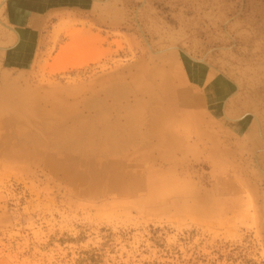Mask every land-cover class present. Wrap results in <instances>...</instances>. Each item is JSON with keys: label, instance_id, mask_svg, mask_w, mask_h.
Returning <instances> with one entry per match:
<instances>
[{"label": "rangeland", "instance_id": "rangeland-1", "mask_svg": "<svg viewBox=\"0 0 264 264\" xmlns=\"http://www.w3.org/2000/svg\"><path fill=\"white\" fill-rule=\"evenodd\" d=\"M14 2L0 0V22L10 21L4 24L8 28L0 23V54H13L19 51L18 46L31 49H27L31 58L22 69H8L12 79L18 77L21 89L79 105L99 92L101 99L106 97L102 94L105 83L122 79L120 82L130 84L143 66L156 70L155 65L166 63L170 55H175L188 77V70L192 71L186 65L191 61L189 54L211 66V72L225 79L230 89L233 86L232 94L223 101V110L229 114L234 106L243 108L233 118L264 109V0ZM20 2L39 6L34 8L33 25L24 31L13 8ZM17 25L18 32H14ZM198 82L189 81L184 89L198 93L205 84ZM39 102V108L50 109L44 100L42 105ZM201 108L191 109L212 124L203 131H221L218 144L229 152L225 164L230 162L225 165L221 159L211 158L212 142L205 138L197 143L195 136L190 139L191 152L177 154L176 161L149 151V155L156 153L129 166L128 147L129 154L116 166L125 175L118 183L93 166L79 173V163L71 160L70 153L61 155L57 150L52 155L28 146L12 148L11 133L1 115L0 264H264V226L253 216L258 210L262 218L253 197L261 195L257 185L241 177L244 172H253L254 178L260 174L255 167L256 161L261 165L258 154L248 156L238 147V138L232 135L239 134L240 126L230 127L219 106ZM79 110L89 116L88 109L80 106ZM175 117L180 120L181 115ZM233 164L244 169L238 172L239 177ZM164 185L190 188L186 194L175 191L162 197L159 187ZM194 205L201 209L193 211L197 210Z\"/></svg>", "mask_w": 264, "mask_h": 264}, {"label": "bare ground", "instance_id": "bare-ground-1", "mask_svg": "<svg viewBox=\"0 0 264 264\" xmlns=\"http://www.w3.org/2000/svg\"><path fill=\"white\" fill-rule=\"evenodd\" d=\"M26 1L29 4L31 0L30 1L26 0ZM41 1L42 3H44L43 0H40V2ZM22 4L23 3L20 2L19 6L13 8L15 9L16 17L18 16L17 22L22 25L19 26L23 27L24 28L23 31H24L26 27L28 28L33 25L32 23L33 21L31 19L32 16H34V14L36 13V9L39 8V6L38 4H37L38 7L36 5L33 6L34 4L33 5H26L27 3L23 5ZM35 7L37 8L34 9ZM38 20H39V16H38ZM8 22L10 21H7L5 23L8 24ZM15 22H13V24ZM35 22H36L35 24H37L38 21ZM4 24L1 23V25L4 26V28L5 27L8 28L7 26H5L6 24L5 25ZM1 25L0 27H2ZM14 27L12 28L16 29L18 25ZM21 29L22 28H20V30ZM32 29L33 28H31L29 31H31ZM32 31L30 32L31 34L33 33ZM14 32H18L17 29L14 30ZM25 33L26 35L27 33L29 35L28 31H25ZM24 34L22 32V35ZM25 41L27 40L25 39ZM9 42H11V40H9ZM5 43L7 44V42ZM26 44H28V42ZM14 45H15L14 47H16L18 44L17 45L14 44ZM18 49L19 51L18 50L16 52L12 51L13 54H9V55L5 54L4 53L5 51L4 52L1 51L0 54V116L2 115L5 117L4 119H6L5 122L11 133L10 138L11 141L13 142V145L11 144L12 148L21 149L22 147H25L26 149V147L28 146V147H32V149L34 150L37 149L39 151L38 153H42V154L51 153L52 155H55V152L57 150L61 152V155L70 153L69 155H71L72 157V159L71 158L70 159L73 160L75 163H79L78 165L79 167H77L78 169L80 168L79 173L84 174L85 172H87L86 170L89 167L93 166L94 168H97L99 171H103L104 174L102 176H107L108 179L110 178L115 183L120 182L125 177L123 172L118 171L120 168L116 166L121 159L124 160V158H126L125 157L126 154H129L128 151L126 153L128 147H130L131 150L130 152L131 154L129 155V159H128L129 166L130 164L131 165L140 164L141 161L138 159L149 158L151 155H154V153L156 152L158 153L159 157H162V159L165 158L168 160V158L174 157V159H172L171 161H176L177 154H181L182 156H184L188 152H191V149L193 147H191L190 139L193 136H195L196 137L195 142L197 141V143H199L200 140L203 141V139L205 138L211 141L212 142L211 149L210 147L206 148V149H210L209 153L207 152L208 155L211 156V158L217 157L221 159L220 161H224V158L227 157L226 155H228L229 152L226 153L222 151L220 149L221 145L218 144V137H219L218 134L219 132L221 133V131L215 132L214 129L212 130V133L209 132L207 129H206L207 131H203L202 128L203 127L207 128L210 125V123L205 122L206 119L205 121H203L202 114L201 115L194 114V111H192L194 107L201 108L204 105L214 107V105H217L222 109V111H224L223 112L224 118L226 119L227 123L231 125L230 127L233 126L234 128V125L239 124L240 131L238 133L240 135L239 134L232 135L233 137L238 138V141L236 142L238 147L243 148V150L247 153L248 156L258 154V158H259L258 161L262 166L259 165L258 162L255 160L257 163L255 164V167L256 170L260 171V174L258 173V175L256 176L257 174L256 173L255 174L256 178L252 176L253 172L243 171L244 173L243 174L240 173V174H242L241 177L243 176L244 180H247L248 182L257 185L258 193L260 192V194L258 193L257 194L261 196H253V197L256 198L255 200H257V202L259 203V207H261L262 212L260 213L262 214L261 216L262 218H260V216L258 215L259 214L258 210L256 213L253 214V216L255 218V221H259V219L262 220L264 226V146H263L264 109L260 110L259 114L245 111L247 113H244L243 116L244 119L233 118V117H238L233 115H235L239 111H243V108H241V106H234L232 114H229L226 109L223 110V101L225 100L226 95H229V92L232 94L230 90L233 88V86L231 85L232 88L230 89V84L225 79L212 73L211 70L209 69L211 66H208L205 61L203 60L198 61L191 58L189 54L187 55L188 58H190V60L192 61V63L190 61V63L186 65L188 68L194 71L192 72L187 69L188 77L192 79L188 81L186 80V78L188 79L187 75L182 71L184 67L180 64V62L176 60L175 55H170L166 57L165 58L166 63L159 61L160 64L155 65V67L157 68L160 67V69L156 68L157 71L151 68L152 66L149 67L142 65L143 70L138 69L141 72L133 78L130 84H124L120 82L122 79H120V81L113 80V84L109 82L105 83L102 94L104 93L106 97H104L103 99H101L99 95L100 93L99 91H101L100 89L97 90V92L99 93L94 94L92 98L90 97L89 100L84 102L82 98L83 103H79V105L81 104L80 106H82L83 109L85 110L88 109L90 112L89 116L86 117L83 114H81L79 110L80 106L77 105L76 103L77 101L73 105H68L66 102L69 100L64 102L65 100L64 101L61 100V97H59V99L56 98L55 100V98H52L51 95L39 96V94L36 95L32 91L27 90V88L21 89L19 87V85L21 84L18 85V77L12 79L13 77L11 76L12 77L11 78L8 75V69L10 68L12 69V71L14 70L12 67H16V69L20 67V69H22L26 61H28V59L31 58L30 54L28 53V51H31V49L28 47L27 49L30 50L27 51V49H25V46H22L21 49L18 46ZM6 50L9 51L8 49ZM181 66L183 67V69ZM123 78L125 77L123 76ZM140 81H142L143 85L141 84L137 86V83ZM189 81L190 83H193L194 81H199V82L201 81L203 83L204 81L205 84L201 87V90L198 91V93H196L197 91L194 92L192 91L191 88L184 89V85L187 84ZM95 89H97L96 86ZM213 89H215L214 92H216L217 95L213 94ZM51 92H53V90ZM68 94L73 95L76 93L72 94L71 92ZM70 95L68 97H73ZM76 95L79 96L78 94ZM76 95H74V97ZM130 95H133L134 97L133 100L129 99ZM139 95H142V97L138 98ZM43 100L46 102V104L49 105L50 109H48L47 107H43L44 109L39 108L38 102L39 101L42 102ZM40 102L39 104H41ZM107 102H111V104L107 105L106 104ZM260 102L262 103L261 100ZM255 105H257V103H255ZM242 106L248 107L244 104ZM187 108L190 109L188 110ZM176 114L181 115V117L179 118L180 120H178L175 117ZM203 115L206 116L207 113L206 114L203 113ZM3 120L0 121L3 122ZM220 127H222L221 124ZM222 129L224 130V128ZM225 135H227V133ZM196 148L193 149L192 152L195 153ZM144 149H149V150L146 151ZM149 151L151 152L156 151V152L153 153L150 152L151 154L149 155ZM31 154L29 156H31ZM229 160H227L226 162L228 163ZM152 161L154 163V160ZM231 162L234 161L231 160ZM220 163L223 165L222 162ZM220 165L218 164V166ZM67 166H69V164ZM70 166H73V164ZM226 169L223 171H226ZM232 170L239 177L238 172L240 171L242 172V170L244 169L240 167L238 164L236 165L233 164ZM96 172L98 171L96 170ZM97 176L99 175L97 174ZM101 179L102 178H100V180ZM108 179L106 180L108 181ZM247 181H245L246 184ZM186 184H188V182ZM172 187L171 185H169L168 188L165 185L159 187L160 188L159 192L162 193V197L165 196L169 197L170 195L176 192L179 193L182 192L183 194H186L187 193L186 190L190 188L187 185L182 188H172ZM206 203L207 202H204L205 205ZM195 207H197V210L193 208V211H199L201 209L198 205Z\"/></svg>", "mask_w": 264, "mask_h": 264}]
</instances>
